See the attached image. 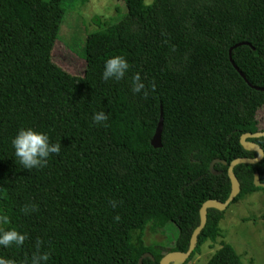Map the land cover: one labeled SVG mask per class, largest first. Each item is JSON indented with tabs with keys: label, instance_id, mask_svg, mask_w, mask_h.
Here are the masks:
<instances>
[{
	"label": "trees",
	"instance_id": "obj_1",
	"mask_svg": "<svg viewBox=\"0 0 264 264\" xmlns=\"http://www.w3.org/2000/svg\"><path fill=\"white\" fill-rule=\"evenodd\" d=\"M65 1L0 0V213L9 218L5 229L27 236L21 246L0 247V259L25 264L39 240L47 264H160L165 248L148 245L146 231L174 223L170 251L186 252L203 203L231 193L230 162L257 156L240 139L264 131L257 117L264 108V0H125L121 19L84 26L93 31L78 39L83 76L52 57L67 36L65 13L79 0ZM73 41L66 45L76 47ZM113 55L125 57L128 72L103 81V62ZM135 73L147 96L131 93ZM97 111L108 114L106 126L92 123ZM20 127L47 132L60 152L43 168L23 169L11 147ZM251 141L264 149V137ZM216 159L227 163H215L220 174L210 169ZM234 171L241 192L232 203L264 191L254 183L256 172L264 183V158ZM25 205L36 207L25 215ZM224 213L208 209L183 264L208 241L216 248ZM207 264L244 263L223 244Z\"/></svg>",
	"mask_w": 264,
	"mask_h": 264
},
{
	"label": "rangeland",
	"instance_id": "obj_2",
	"mask_svg": "<svg viewBox=\"0 0 264 264\" xmlns=\"http://www.w3.org/2000/svg\"><path fill=\"white\" fill-rule=\"evenodd\" d=\"M154 0H145L147 5ZM70 0H66V5ZM127 12L125 0H79L65 13L63 29L65 31L64 42L56 45L52 57L55 62L75 75L85 74L86 63L83 44L78 41L93 30L84 31V26L97 28L96 21L121 19ZM74 34L70 37V31ZM70 37V38H68ZM74 40V41H73ZM73 41L76 47H69L66 43ZM84 59V60H83ZM258 122L264 125V108L258 112ZM224 218L220 222L221 236L218 238L216 248H211L210 241L201 246L200 252H196L187 264H207L211 255L223 244L234 247L244 264H264V191L259 190L248 194L242 199L231 203L224 210ZM177 227L174 223H168L161 233H152L149 229L145 233V241L148 245L165 248V253L171 250L177 237ZM164 234V235H163ZM176 264H181L177 262Z\"/></svg>",
	"mask_w": 264,
	"mask_h": 264
},
{
	"label": "clouds",
	"instance_id": "obj_3",
	"mask_svg": "<svg viewBox=\"0 0 264 264\" xmlns=\"http://www.w3.org/2000/svg\"><path fill=\"white\" fill-rule=\"evenodd\" d=\"M128 69L129 63L124 56L113 55L104 60L100 78L103 81L119 82L125 78V74L128 72ZM129 88L133 95L139 93L147 96L148 94V90L146 89L144 82L141 80L139 73H135L131 76ZM152 88L154 89L155 85H153ZM91 120L93 124L106 126L105 122L108 120V114H106L105 111L94 112L92 114ZM11 147L18 164L23 169L30 170L45 167L48 162V157L51 154H57L60 152L61 144L50 142L47 132L35 130L31 127H20L17 129L16 134L11 140ZM109 203L113 208L117 206L116 201H109ZM35 207V205H25L20 211L27 215L29 212L34 211ZM113 219L118 221L119 216H115ZM8 224V216L0 213V247L7 248L13 245H23L27 238L26 234L18 231L15 228L5 229L3 226ZM35 247L36 251L32 254L30 259L25 261V264H47L50 253L48 251H40L39 240L36 241ZM168 252H170V250ZM186 261L182 262L181 264L185 263ZM0 264H10V262L0 259ZM171 264L174 263L171 262Z\"/></svg>",
	"mask_w": 264,
	"mask_h": 264
},
{
	"label": "water",
	"instance_id": "obj_4",
	"mask_svg": "<svg viewBox=\"0 0 264 264\" xmlns=\"http://www.w3.org/2000/svg\"><path fill=\"white\" fill-rule=\"evenodd\" d=\"M240 45H242V43L237 44L234 47H237ZM232 50H233V48L230 50V59H231V62L234 64V61L232 58ZM236 68L240 72V74L246 79L245 75L239 70V68L237 66H236ZM162 127H163V116H161V118H160V121L158 123L155 135L152 139V144L154 145V147H159L161 145ZM260 137H264V131H259V132H255V133L247 132L241 136L240 141H241L242 146L248 150L256 151L257 156L255 158L239 157V158H236L230 162V164L228 166V175H229V178L231 181V193H230L229 197L227 198V200L224 202L217 200V199H211V200L205 201L201 207V210H200V218H201L200 225L194 230V232L192 234L189 249L186 252L170 251V252L166 253L164 255V257L161 259L160 264H171V262L176 264V261L177 262L179 261L181 263L186 261L191 256V254L193 253L195 248L197 247L198 241H199V239H198L199 234L202 232V230L205 228V226L207 224L208 209L209 208H216L220 211H224L225 209L228 208V206H230V204L240 194L241 184H240L238 177L235 174L234 169L239 164H258L263 160L264 149L259 144H257L256 142L251 141V139L260 138ZM216 162H222L223 164H227V163H226V161L220 160V159H216L211 163L210 169H211L212 173L213 174H220L221 172L217 171L215 169V163ZM254 183L256 186L264 187V183H262L260 180L259 172L255 173ZM147 255H151V254L148 253V254H146V256ZM142 259L140 260V262H142Z\"/></svg>",
	"mask_w": 264,
	"mask_h": 264
}]
</instances>
